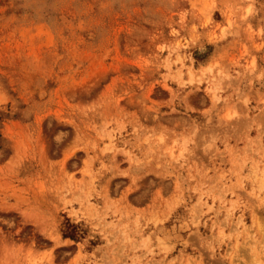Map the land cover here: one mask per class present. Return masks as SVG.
Listing matches in <instances>:
<instances>
[{
	"label": "rangeland",
	"instance_id": "rangeland-1",
	"mask_svg": "<svg viewBox=\"0 0 264 264\" xmlns=\"http://www.w3.org/2000/svg\"><path fill=\"white\" fill-rule=\"evenodd\" d=\"M0 264H264V0H0Z\"/></svg>",
	"mask_w": 264,
	"mask_h": 264
}]
</instances>
